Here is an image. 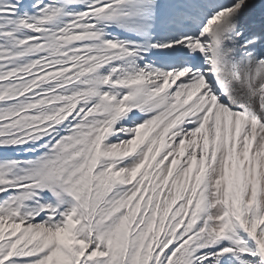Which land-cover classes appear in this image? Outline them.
I'll return each mask as SVG.
<instances>
[{
    "label": "snow or ice",
    "instance_id": "1",
    "mask_svg": "<svg viewBox=\"0 0 264 264\" xmlns=\"http://www.w3.org/2000/svg\"><path fill=\"white\" fill-rule=\"evenodd\" d=\"M0 264H264V0H0Z\"/></svg>",
    "mask_w": 264,
    "mask_h": 264
}]
</instances>
